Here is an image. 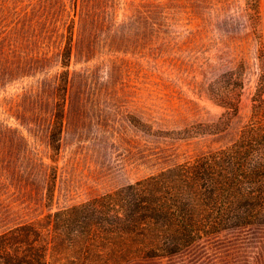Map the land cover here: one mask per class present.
Instances as JSON below:
<instances>
[{"label":"rangeland","instance_id":"rangeland-1","mask_svg":"<svg viewBox=\"0 0 264 264\" xmlns=\"http://www.w3.org/2000/svg\"><path fill=\"white\" fill-rule=\"evenodd\" d=\"M263 108L264 0H0V237L224 147ZM140 264H264V225Z\"/></svg>","mask_w":264,"mask_h":264},{"label":"trees","instance_id":"trees-1","mask_svg":"<svg viewBox=\"0 0 264 264\" xmlns=\"http://www.w3.org/2000/svg\"><path fill=\"white\" fill-rule=\"evenodd\" d=\"M257 114L224 147L58 210L50 229L26 224L14 247L0 237V264H140L264 225V112Z\"/></svg>","mask_w":264,"mask_h":264}]
</instances>
